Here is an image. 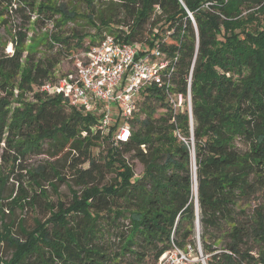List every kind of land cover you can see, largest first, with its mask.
Listing matches in <instances>:
<instances>
[{
    "label": "trees",
    "instance_id": "obj_1",
    "mask_svg": "<svg viewBox=\"0 0 264 264\" xmlns=\"http://www.w3.org/2000/svg\"><path fill=\"white\" fill-rule=\"evenodd\" d=\"M84 1L90 8L85 17L97 34L102 26L121 40L156 45L172 57L179 89L185 88L195 57L192 129L186 112H172L160 89L150 85L125 121L129 140L114 144L117 119L103 133L97 116L37 89L53 76L60 56L85 50L94 39L83 46V35L73 29L30 39L27 27L9 23L13 13L29 9L38 13L37 22L51 20L58 28L77 13L49 0H0V24L8 28L12 47L5 53L6 42L0 52V90L8 96H0V158L8 150L19 156L39 152L44 140L68 147L78 154L73 178L82 186L73 190L68 206L51 204L50 215L36 219L33 228L19 225L21 236L10 222L2 225L0 241L12 248L5 264H142L148 259L155 264L173 244L184 248L194 242V185L206 264H264V0H211L206 9H197L205 0H182L193 12L197 36L179 0H99L96 6L95 0ZM39 46L56 50L48 54L37 51ZM15 87L21 103L11 107ZM25 95L32 99L22 101ZM139 105L140 118L134 117ZM157 107L164 112L155 116ZM104 144L100 165L93 149ZM130 150L144 166L139 176L123 154ZM45 167L27 171L34 183L49 181ZM102 168L115 173L113 182L90 184L102 176ZM103 213L107 224L112 218L117 224L127 220L125 228L118 224L116 249L97 235ZM126 257L133 261L124 263Z\"/></svg>",
    "mask_w": 264,
    "mask_h": 264
},
{
    "label": "built area",
    "instance_id": "obj_2",
    "mask_svg": "<svg viewBox=\"0 0 264 264\" xmlns=\"http://www.w3.org/2000/svg\"><path fill=\"white\" fill-rule=\"evenodd\" d=\"M179 1L197 36L193 12L182 0ZM211 4V0H205L197 9L209 8ZM48 22L52 23L51 20ZM67 59L73 61L72 68L60 75L53 74L37 89L46 95L60 96L69 106L97 116L98 128L103 133L109 131V126L117 119L118 124L113 131L114 143L129 140L130 128L125 121L137 110L141 90L150 85L160 89L172 112H186L192 129L191 80L195 57L184 89H179L174 82L175 61L158 46L145 47L138 42L121 40L111 33H103L94 44L69 55ZM175 133L180 140L187 142L178 128ZM192 252L191 244L184 248L173 244L155 264H195ZM198 260L206 264L201 253Z\"/></svg>",
    "mask_w": 264,
    "mask_h": 264
},
{
    "label": "rangeland",
    "instance_id": "obj_3",
    "mask_svg": "<svg viewBox=\"0 0 264 264\" xmlns=\"http://www.w3.org/2000/svg\"><path fill=\"white\" fill-rule=\"evenodd\" d=\"M15 1L17 2L18 0ZM49 2L54 5L66 4L69 9H72L77 13V18L69 21L64 26L54 28L50 22H46L45 25L37 22V12H31L29 9H24L13 13L9 18V23L12 27L14 24L16 28H18V26L23 28L27 27L28 37L30 39L41 36L51 37V34H58L60 32L66 35L67 33L70 34L73 29L78 34L83 35V46L88 45L91 42V38L94 39V42H96L100 38V35H103V33H109L108 28L100 26L101 28L99 34H97L98 30L93 27L85 17L87 16L90 8L87 7L84 0H49ZM98 2L99 0H95L94 6H96ZM94 21L98 25L97 14L94 16ZM9 39L10 36L8 28H5L0 24V52L2 51L3 44L6 42L7 44L4 46L3 51L5 53L11 51L12 47L8 42ZM27 42L30 43V40ZM55 50L56 47L51 51H45L43 46H39L37 48V51H45L48 54L54 53ZM59 58L61 59L53 73L54 75H60L66 72L71 69L73 65V61L65 58L64 55ZM0 96H4L5 98L8 97L2 90H0ZM18 98V89L15 87V89H13V97L11 98V107L20 105L21 102H18ZM31 99L32 97L30 95H25V97L21 100L28 101ZM163 112L164 110L161 109V107H157L154 115L158 116ZM134 117H144V113L140 110V105L139 110L135 113ZM0 146H3V143H1ZM102 148L105 149L106 144L98 149H93V155L97 158V162L100 165L103 163V154L99 157L98 151ZM104 149L102 150L103 153H105ZM123 154L133 166L134 175H141L144 166L138 159L132 158L133 151H123ZM77 155L76 151L70 150L68 147L61 148L60 145L53 147V144L49 143L47 140L43 141L42 150L39 152L30 151L22 156H19L16 155L14 150H8L5 156L0 158V186L1 180L4 179L5 181L1 188L0 198V203L3 207V212H0V232L2 231V225L10 222V224H12L11 228L13 233L21 236L18 226L21 225L27 230L33 228L36 219L43 221L50 215L49 208L51 204L55 205L58 201H62L64 206H68L72 200L71 197L73 190L80 191L82 188V186L74 183L73 178L74 168L72 167V161ZM15 156L17 157L16 159ZM39 164L46 165L45 168L48 173L49 181L39 179L37 180V183H34L28 176L27 171L32 168H36ZM86 166L87 164L84 163L79 167L84 168ZM114 176L115 173L113 171L103 170L102 176L98 174L95 181L90 184H110L113 182ZM61 178L64 180H60ZM20 185H22V188H20ZM25 201L31 203H26ZM193 201L195 206V198H193ZM53 210H56V206H54ZM105 215H107V213H103L99 218L100 229L98 230L97 235L98 237H101L103 243L111 242L113 248L116 249L119 244L117 235L120 228L118 224H121V228H125L124 226L127 224V220L120 218V220H117V224L116 222L113 223L111 221L113 220L112 218L108 219L110 222L107 224L106 219H104ZM110 215L113 217L112 214ZM193 239L194 242L191 243L194 251L192 252V256L196 259L195 264H198L201 263L198 259L200 257V253L202 254V250L199 244L197 227L195 228ZM11 255L12 248L4 241H0V264H5ZM202 256L205 260V256L203 254ZM130 261H133L131 257L123 259L124 263ZM142 264H154V262L151 259H148Z\"/></svg>",
    "mask_w": 264,
    "mask_h": 264
},
{
    "label": "water",
    "instance_id": "obj_4",
    "mask_svg": "<svg viewBox=\"0 0 264 264\" xmlns=\"http://www.w3.org/2000/svg\"><path fill=\"white\" fill-rule=\"evenodd\" d=\"M193 176L195 177V173L193 174ZM194 190H195V196H196L197 195L196 185H194ZM195 207H196V227H197V231L199 234V218H198V214H197V209H198L197 197L195 199Z\"/></svg>",
    "mask_w": 264,
    "mask_h": 264
}]
</instances>
